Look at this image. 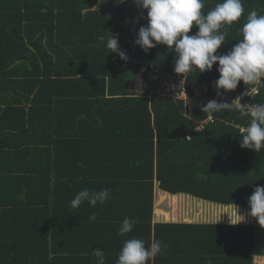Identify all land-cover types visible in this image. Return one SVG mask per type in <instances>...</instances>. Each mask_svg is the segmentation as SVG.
Masks as SVG:
<instances>
[{
    "label": "trees",
    "instance_id": "1",
    "mask_svg": "<svg viewBox=\"0 0 264 264\" xmlns=\"http://www.w3.org/2000/svg\"><path fill=\"white\" fill-rule=\"evenodd\" d=\"M219 2L205 0L202 12ZM243 6L217 54L242 39L249 12L264 14V0ZM141 16L147 11L134 0H0V264H96L90 253L97 248L105 251V264H116L131 238L169 246L147 264L258 258L253 224L156 218V188L172 197V209L170 202L184 195L249 210L248 198L264 186V149L241 148L238 126L247 127L248 118L238 112H202L210 96L193 105L132 88L147 71L179 75L190 97L203 86L211 95L219 77L218 65L184 77L174 72L175 52L165 45L147 53L136 46L147 25ZM111 34H119L127 61L97 40ZM253 86L241 81L225 93L234 100ZM259 88L254 102L264 103ZM210 115L214 122L198 131ZM85 188L111 189V198L72 209ZM125 217L138 222L120 236Z\"/></svg>",
    "mask_w": 264,
    "mask_h": 264
},
{
    "label": "clouds",
    "instance_id": "2",
    "mask_svg": "<svg viewBox=\"0 0 264 264\" xmlns=\"http://www.w3.org/2000/svg\"><path fill=\"white\" fill-rule=\"evenodd\" d=\"M134 3L147 11L146 17L141 16L142 19H147V25L139 28L134 44L145 53L157 45H165L170 52H175L176 74L185 77L196 69H199V73H205L211 71L213 65H218L216 71L219 77L215 81L218 95L221 90L234 91L241 81L245 85L264 87V14H259L256 10L249 12L239 28L242 39L226 53L217 54V50L225 44L229 28L245 13L243 0H221L207 13L202 12L205 0H134ZM194 27L197 31L189 35ZM97 40L106 41V48L111 50L110 53H116L121 60L129 59L126 50L119 46V34H111L108 37L98 35ZM147 77L149 79V74ZM243 95H250L249 90L246 89ZM241 100L242 96L231 102L211 99L201 106V111H236L239 118H248L247 127L240 129V146L259 153L264 149V103H242ZM110 198L111 189L85 188L75 195L70 206L72 209H78L87 201L94 207ZM248 205L249 211L246 214H238L236 206V219L230 220V224L237 225L245 221L246 217H253L264 227V186L255 187L248 198ZM96 219L95 213L89 216L92 222ZM137 222L125 217L118 235L124 236L132 232ZM168 247L160 240H153L146 246L143 239H127L118 253L116 264H147L158 255H166ZM90 255L95 258L96 264H105L103 249L97 248ZM207 264H212V261L209 260Z\"/></svg>",
    "mask_w": 264,
    "mask_h": 264
},
{
    "label": "rangeland",
    "instance_id": "3",
    "mask_svg": "<svg viewBox=\"0 0 264 264\" xmlns=\"http://www.w3.org/2000/svg\"><path fill=\"white\" fill-rule=\"evenodd\" d=\"M136 74H135V72L132 73V76H133L132 79H134L136 77ZM175 76L179 77V75H175ZM139 81H140V79H139ZM141 82L142 83L139 84L140 87L142 86V84H145V82H146V84L143 85L142 87L144 88L145 86H147V92H149V93L154 91L155 85H157V83L155 81L148 79V77L146 78V80H142ZM140 87L138 88V91L143 92L144 89L142 87L141 88ZM193 105H197V102H194ZM164 200H167V202ZM169 201H172V197L168 194L163 193L162 191H160L159 189L156 188V208H157L156 209V214H157L156 218L157 219H158V216H160L161 219L164 221H173V220L183 221L182 218L178 217L179 215H181V216L185 217L184 221H187V222H194V221H198L196 223L211 222V221H207V220L211 219V216L209 215V213H201V212H199V210H200V207H205V208L211 209V206L213 205L212 203H209L206 201H201V200L196 199V198L191 197V196L182 195V196H177V198H175V201L170 202V205L174 206V208L172 209L169 206ZM180 207L182 209H180ZM172 210H174V211H172ZM218 211H222V212L226 213V218L228 217L229 220L235 221L236 212H237L236 206L218 209ZM247 212H248V210H245V209L238 207V214H246ZM165 213L167 214V216H165ZM192 213H194V214H192ZM228 218H227V221H228ZM220 223H222V222H220ZM240 223L241 224L249 223V224H253L256 226L257 237H256L255 255L257 254L258 258H256V261L254 264H258L259 263L258 261H260L259 257L264 254V227H261L257 223L256 219L253 217H246L245 221H242Z\"/></svg>",
    "mask_w": 264,
    "mask_h": 264
},
{
    "label": "built area",
    "instance_id": "4",
    "mask_svg": "<svg viewBox=\"0 0 264 264\" xmlns=\"http://www.w3.org/2000/svg\"><path fill=\"white\" fill-rule=\"evenodd\" d=\"M194 34L192 31L189 33V35ZM176 59V54L174 55ZM149 79L152 81H155L157 83V87L154 91H152L148 97H151L153 94H159L163 97H170L175 100H184L188 103L193 104L194 102H201L207 100V97L210 96L211 99H216L217 101L223 102V101H233L231 100L226 93L221 90L220 94H217V89L214 85V90L211 95L208 93V87L203 86L197 90H195L196 94L193 97H190L184 87V79L176 76H160L154 72L149 73ZM250 95H243L246 90L242 91L238 96H242V103H253L255 104L254 100L256 97L260 94V88L257 86H253L252 88L248 89ZM214 122V117L210 115L205 121L201 122L197 128L198 131H202L205 129L206 125L209 123ZM238 128H243L238 126ZM241 133V132H240Z\"/></svg>",
    "mask_w": 264,
    "mask_h": 264
},
{
    "label": "crops",
    "instance_id": "5",
    "mask_svg": "<svg viewBox=\"0 0 264 264\" xmlns=\"http://www.w3.org/2000/svg\"><path fill=\"white\" fill-rule=\"evenodd\" d=\"M139 81V80H138ZM142 80L140 79V83H142L141 82ZM143 85H145V84H142V86ZM215 85V84H214ZM141 86V87H142ZM140 87V86H139ZM138 87V88H139ZM140 87V88H141ZM143 88V87H142ZM146 86L143 88L144 90H146ZM213 204V203H212ZM211 204V205H212ZM222 207V208H221ZM223 208H226L225 206H220V205H216V204H213L212 206H211V209L210 208H205V207H200V210H199V212H201V213H209V215L211 216V219L210 220H207V221H211V222H207L208 224L209 223H220V222H222V223H226L227 222V218H226V213H224V212H222V211H218V209H223ZM240 208V207H239ZM243 209V208H242ZM205 210V211H204ZM213 210V211H212ZM246 210V209H245ZM207 211V212H206ZM249 211V210H248ZM192 212V211H191ZM227 212V211H226ZM192 214H194V213H192ZM224 219V220H223ZM216 220V221H215ZM228 221H230L229 220V218H228ZM194 222H198V221H194ZM239 224V223H238ZM241 224V223H240ZM247 224H249V223H247ZM256 227V226H255ZM257 230V229H256ZM256 237H257V235H256ZM255 250H256V248H255ZM255 257H258L257 256V254L255 255ZM259 258H264V254L263 255H261Z\"/></svg>",
    "mask_w": 264,
    "mask_h": 264
},
{
    "label": "water",
    "instance_id": "6",
    "mask_svg": "<svg viewBox=\"0 0 264 264\" xmlns=\"http://www.w3.org/2000/svg\"><path fill=\"white\" fill-rule=\"evenodd\" d=\"M174 65H175V63H174ZM144 67H146V66H144ZM150 67H147V69H149ZM147 71H144V72H139V75H138V80L139 79H141V80H146V78H147ZM189 74V73H188ZM135 81V80H133V81H131L132 82V88L134 89V88H137L138 89V87H139V84H140V82L139 81ZM145 84H146V82H145Z\"/></svg>",
    "mask_w": 264,
    "mask_h": 264
}]
</instances>
